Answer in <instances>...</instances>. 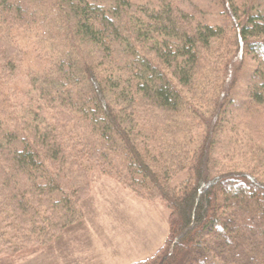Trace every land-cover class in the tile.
Instances as JSON below:
<instances>
[{"label": "trees", "instance_id": "16d2710c", "mask_svg": "<svg viewBox=\"0 0 264 264\" xmlns=\"http://www.w3.org/2000/svg\"><path fill=\"white\" fill-rule=\"evenodd\" d=\"M226 5L233 46L171 0H0L11 239L33 250L80 220L94 164L168 210L135 264H264V0Z\"/></svg>", "mask_w": 264, "mask_h": 264}, {"label": "rangeland", "instance_id": "374dc122", "mask_svg": "<svg viewBox=\"0 0 264 264\" xmlns=\"http://www.w3.org/2000/svg\"><path fill=\"white\" fill-rule=\"evenodd\" d=\"M227 1L171 0V3L196 24L226 29L232 45L237 24L227 12ZM243 1L231 0L240 10ZM18 79L20 82L21 77ZM201 131L197 127L193 135ZM88 167L90 188L78 202L81 219L33 250L23 245L22 238L11 239L17 236H11L0 224V231L6 233L0 239L3 245L0 264H135L154 256L168 236V210L160 202L141 201L94 164ZM27 230L21 231V236L27 235Z\"/></svg>", "mask_w": 264, "mask_h": 264}]
</instances>
